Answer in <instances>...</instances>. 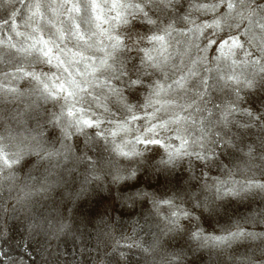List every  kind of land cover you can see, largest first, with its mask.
Instances as JSON below:
<instances>
[{
  "label": "clouds",
  "instance_id": "1",
  "mask_svg": "<svg viewBox=\"0 0 264 264\" xmlns=\"http://www.w3.org/2000/svg\"><path fill=\"white\" fill-rule=\"evenodd\" d=\"M5 8L0 264H264V0Z\"/></svg>",
  "mask_w": 264,
  "mask_h": 264
},
{
  "label": "rangeland",
  "instance_id": "2",
  "mask_svg": "<svg viewBox=\"0 0 264 264\" xmlns=\"http://www.w3.org/2000/svg\"><path fill=\"white\" fill-rule=\"evenodd\" d=\"M18 7V5H16ZM10 17V10L8 8H5L3 10H0V20L2 19H8ZM17 23L20 22V17L17 18Z\"/></svg>",
  "mask_w": 264,
  "mask_h": 264
},
{
  "label": "snow or ice",
  "instance_id": "3",
  "mask_svg": "<svg viewBox=\"0 0 264 264\" xmlns=\"http://www.w3.org/2000/svg\"><path fill=\"white\" fill-rule=\"evenodd\" d=\"M234 46H238V45H235ZM215 50V49H214ZM45 55H47V52L45 53ZM69 115H71V113H69ZM85 124H88L89 122L87 120L84 121Z\"/></svg>",
  "mask_w": 264,
  "mask_h": 264
}]
</instances>
